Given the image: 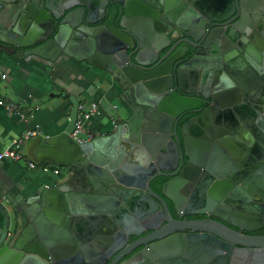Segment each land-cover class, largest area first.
<instances>
[{
  "label": "water",
  "instance_id": "1",
  "mask_svg": "<svg viewBox=\"0 0 264 264\" xmlns=\"http://www.w3.org/2000/svg\"><path fill=\"white\" fill-rule=\"evenodd\" d=\"M16 6L0 27V51L48 66L75 61L122 101L125 116L110 134L77 144L78 103L63 93L73 104L69 125L28 138L22 150L31 163L71 175L43 186L37 208L13 202L3 211L0 264H172V256L178 264H264V233L234 228L264 229L252 224L258 212L241 205L251 190L239 174L249 169L229 175L228 167L260 141L247 108L264 90V0ZM232 185L239 193L225 197ZM125 209L134 225L120 219ZM194 215L204 217L187 219ZM92 245L96 259L86 255Z\"/></svg>",
  "mask_w": 264,
  "mask_h": 264
},
{
  "label": "crops",
  "instance_id": "2",
  "mask_svg": "<svg viewBox=\"0 0 264 264\" xmlns=\"http://www.w3.org/2000/svg\"><path fill=\"white\" fill-rule=\"evenodd\" d=\"M18 1L0 0V27L8 26ZM151 37L157 41L162 36L152 33ZM63 93L74 97L78 105L105 99V106L99 103L98 113L86 123V128L94 136L110 134L116 128L114 122L124 119L122 101L110 94L106 86L86 74L75 61L48 66L30 58L0 51V152L28 131L37 130L36 135L42 137L64 131L69 125L73 104ZM256 100L258 104L264 101V90ZM10 102L19 105L24 118L6 112L3 103ZM249 104L254 106L253 103ZM26 142L27 139L23 141L21 150ZM30 161L23 150L22 158L17 161L0 160V233L4 227L3 211L9 209L13 202L20 204L24 210L37 208V193L43 186L51 187L68 180L71 175L65 176L54 164H34L31 168ZM55 168L59 169L57 175L53 173ZM80 178L77 173L72 178L76 190L81 188L80 180L85 183ZM136 209L138 211L140 208ZM119 216L129 226L135 224L133 220L136 217L130 209H125ZM98 254L99 250L94 245L86 252L89 259L98 258ZM175 259V256L170 259L172 264H178Z\"/></svg>",
  "mask_w": 264,
  "mask_h": 264
},
{
  "label": "flooded vegetation",
  "instance_id": "3",
  "mask_svg": "<svg viewBox=\"0 0 264 264\" xmlns=\"http://www.w3.org/2000/svg\"><path fill=\"white\" fill-rule=\"evenodd\" d=\"M251 33L252 29H251ZM253 36V35H252ZM256 37L254 40H252V43H255ZM264 89V86H263ZM258 97V96H257ZM258 100H254L252 103L254 104L253 107H246L249 116V119L252 120L253 123H255L258 127V130L260 132L258 133L259 140L257 143L255 142L251 146V150H240L235 152L236 160H231L228 163L229 175H237L243 170H248L247 175L245 173H240L239 175L243 176L242 181H247V184L250 185L249 188L251 190L250 192V199L248 201L243 202L241 205L246 204L250 207L254 208L258 213V216H260L259 220L253 221L252 224L255 226H261L264 228V174L256 173L261 169L264 170V148L262 147V144L264 143V101L262 103H256ZM187 120L185 117L182 119V121ZM260 128V129H259ZM248 140V139H247ZM246 140V141H247ZM251 141H254L250 137ZM260 142V143H259ZM249 143V141H248ZM264 146V145H263ZM253 149V150H252ZM241 181V182H242ZM233 191L237 192L236 185H232L229 187L226 191L225 197L230 195ZM239 193V192H237ZM255 194V195H253ZM259 195L257 197L256 195ZM243 208H240L239 210H242ZM238 210V211H239ZM204 216H188L187 219H201ZM224 224H227L224 222ZM229 225V224H228ZM231 226V225H230ZM236 230L241 231L243 233L247 234H263V230H257V231H247L243 230L241 228L234 227ZM255 232H261V233H255ZM260 260V258H258ZM264 261V255L261 258Z\"/></svg>",
  "mask_w": 264,
  "mask_h": 264
},
{
  "label": "built area",
  "instance_id": "4",
  "mask_svg": "<svg viewBox=\"0 0 264 264\" xmlns=\"http://www.w3.org/2000/svg\"><path fill=\"white\" fill-rule=\"evenodd\" d=\"M3 107L8 114H15L20 118H24V114L20 110V107L15 102L3 103ZM78 116L74 122L73 129L70 133V137L77 143H85L94 138V134L86 128V123L94 117L99 111V102H88L78 105ZM116 126V123L114 122ZM38 128V127H36ZM38 131H28L24 133L20 138L14 140L5 149L0 152V160L9 159L17 161L22 158L21 147L23 141L35 136ZM33 163H29V167H33ZM55 175L59 174V169L53 170Z\"/></svg>",
  "mask_w": 264,
  "mask_h": 264
},
{
  "label": "bare ground",
  "instance_id": "5",
  "mask_svg": "<svg viewBox=\"0 0 264 264\" xmlns=\"http://www.w3.org/2000/svg\"><path fill=\"white\" fill-rule=\"evenodd\" d=\"M78 108V107H77ZM77 116H78V109H77Z\"/></svg>",
  "mask_w": 264,
  "mask_h": 264
},
{
  "label": "trees",
  "instance_id": "6",
  "mask_svg": "<svg viewBox=\"0 0 264 264\" xmlns=\"http://www.w3.org/2000/svg\"><path fill=\"white\" fill-rule=\"evenodd\" d=\"M255 233H261V232H255Z\"/></svg>",
  "mask_w": 264,
  "mask_h": 264
}]
</instances>
